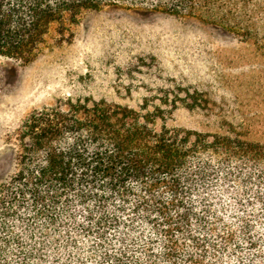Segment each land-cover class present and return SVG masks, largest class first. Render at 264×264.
Listing matches in <instances>:
<instances>
[{"label": "trees", "instance_id": "1", "mask_svg": "<svg viewBox=\"0 0 264 264\" xmlns=\"http://www.w3.org/2000/svg\"><path fill=\"white\" fill-rule=\"evenodd\" d=\"M106 6L264 48V0H0V56L28 61ZM169 114L91 97L32 111L0 184V264H264V145Z\"/></svg>", "mask_w": 264, "mask_h": 264}, {"label": "rangeland", "instance_id": "2", "mask_svg": "<svg viewBox=\"0 0 264 264\" xmlns=\"http://www.w3.org/2000/svg\"><path fill=\"white\" fill-rule=\"evenodd\" d=\"M64 97L130 108L146 101L170 113L169 126L217 134L234 127L264 145V48L198 21L106 6L28 61L0 56V184L31 112Z\"/></svg>", "mask_w": 264, "mask_h": 264}]
</instances>
